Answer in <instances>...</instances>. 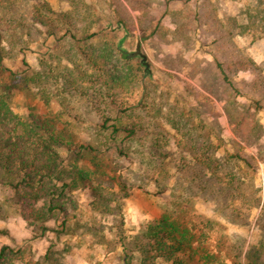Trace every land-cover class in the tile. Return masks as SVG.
Listing matches in <instances>:
<instances>
[{"label":"rangeland","instance_id":"rangeland-1","mask_svg":"<svg viewBox=\"0 0 264 264\" xmlns=\"http://www.w3.org/2000/svg\"><path fill=\"white\" fill-rule=\"evenodd\" d=\"M0 52L13 113L54 122L85 176L31 223L0 167L13 264H173L164 217L184 264H264V0H0Z\"/></svg>","mask_w":264,"mask_h":264},{"label":"trees","instance_id":"trees-1","mask_svg":"<svg viewBox=\"0 0 264 264\" xmlns=\"http://www.w3.org/2000/svg\"><path fill=\"white\" fill-rule=\"evenodd\" d=\"M0 67L10 77L9 82L0 81V167L20 199L18 206L23 219L31 223L47 220L56 208L53 200L71 191L78 179L84 180L85 176L79 172L70 180L66 178L71 173L66 171V161L60 151H74V144L65 140L54 122H36L13 113L11 96L22 77L4 66L1 52ZM45 199L44 206L39 207L38 203ZM147 235L152 251L172 260L173 264H184L180 253L191 248V237L175 223L164 217L147 228ZM22 258L19 249L9 245L0 248V264H13Z\"/></svg>","mask_w":264,"mask_h":264},{"label":"water","instance_id":"water-1","mask_svg":"<svg viewBox=\"0 0 264 264\" xmlns=\"http://www.w3.org/2000/svg\"><path fill=\"white\" fill-rule=\"evenodd\" d=\"M137 56H140L141 57L142 62L144 64H148L146 62L147 61V56L142 52L141 43L140 42H138L135 52L129 54V57H137Z\"/></svg>","mask_w":264,"mask_h":264}]
</instances>
